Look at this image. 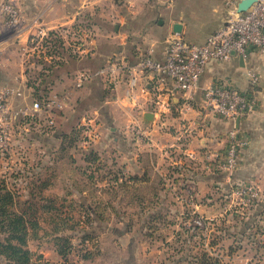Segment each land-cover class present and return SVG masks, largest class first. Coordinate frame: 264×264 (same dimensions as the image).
<instances>
[{"label":"crops","instance_id":"crops-1","mask_svg":"<svg viewBox=\"0 0 264 264\" xmlns=\"http://www.w3.org/2000/svg\"><path fill=\"white\" fill-rule=\"evenodd\" d=\"M22 6L29 21L38 19L39 26L49 32L73 27L81 29L82 25H87V30H85L87 33L83 37L89 43H83V50L75 56L79 64H75L73 68L74 79L81 70L95 72L106 63L107 59L118 53L125 55L129 65H135L149 49L154 50L155 58L162 59L166 40L172 36L181 37L191 43L203 44L224 26L227 12L224 0H22ZM2 21L0 16V27H2ZM176 24L182 27L180 33L174 30ZM112 28L113 31L109 30ZM99 30L103 31L101 41L98 40ZM93 31L96 33L94 34ZM30 34L31 31L22 35L21 41L28 40ZM94 36H96L95 40ZM29 51L31 53L35 50L29 49ZM3 57L0 56L1 67L6 63ZM11 60V67L17 70L16 75L11 73L10 79L9 75L2 71L7 69L0 67V88L13 86L23 89L26 85L25 98L17 100L16 104L30 103L42 91L33 89L30 81H27L23 59L18 50L11 55ZM46 60H51V57L46 56ZM18 64L21 68L16 67L19 66ZM249 66L261 75L259 105L254 114L241 119L239 124H235L244 132L250 144L243 152L240 166L231 179L234 182L254 183L262 191L263 201L255 206L243 208L242 212H239L237 232L241 244L234 248L235 252L239 251L238 255L235 254L232 259L226 260L224 255L232 249L225 245L212 246V251L219 258H223L216 264H264V54L254 53ZM55 73L51 83L55 84L56 90L60 89L59 87L64 88L61 93L70 89L74 84L73 79V82L66 88L64 86L66 83L62 80L64 72L57 69ZM5 75H8L11 83L4 81ZM218 79L240 90L247 88L245 67L238 58L230 63L211 62L201 80V87H206ZM125 83L120 85L118 91L100 79L86 83L91 88L93 87L94 111L98 110L102 116L99 121L100 125L108 129L101 135V140L93 151L96 161L92 165L97 161L105 160L109 177L112 178L110 181H103V185H100L107 188V203L113 205L112 211L108 212L107 216L111 219L117 217L125 221H142L137 235L143 236V233L148 230L146 221H156L166 217L159 211L148 212L144 208L136 209L137 205L148 204L150 207H157V205L171 203L176 207L173 212L175 219L180 220L182 205H189L187 196L195 198L196 204L202 203L200 208H203L201 211L204 212L205 205L211 197L212 188L218 187L225 192L228 179L225 176L213 174L201 161H191L188 154L203 152L209 147L222 150L225 144L224 135L233 128L234 124L232 121L212 117L208 120V126L203 130H198L188 137L183 136L180 119H175L176 117L172 119V116L178 115L175 110L180 105V95L174 90L171 81L168 79L162 81L150 74L142 75L140 84L142 88L146 87V91H138L139 105L117 100L116 93L123 96ZM43 88L48 94L55 93L48 84ZM200 96L201 93L197 95V99H200ZM68 107L67 105L59 112L61 118ZM156 111L160 113L170 111L173 115H169L171 116L169 125L173 128L167 132L153 131L154 136L152 140L150 139L152 142L139 143L136 137L129 132L128 126L136 118L144 122L146 113L157 114ZM187 117L195 119L199 117V113L194 111ZM95 118L91 120L92 123L96 120ZM83 120L85 118L82 122ZM110 161H112V167L108 168ZM100 167L99 165L94 167V174L96 173L97 176H100ZM106 168L102 166L103 170ZM27 170V177L24 179L17 181L0 179V184H4L3 187L13 190L22 188L26 193L22 194V197L27 198L26 202L30 200L31 189L36 183L33 173L36 171L43 174L45 168L32 166ZM167 182H171L175 190L184 191L185 195L176 193L172 196L173 198L165 197L162 191L163 189L168 190ZM100 195L101 193L97 192L92 198L100 199ZM78 197L87 198L86 193ZM118 201L122 202L125 207L122 214H119L115 207ZM188 207L190 209L186 211L182 220L190 219L195 212H201L198 207L197 211H194L191 205ZM91 216L95 219L101 217L98 211L93 212ZM179 226L182 227L180 224L174 227V235L180 233ZM182 229L183 231L188 230L187 232L191 231L184 226ZM118 230L116 229L114 233H118ZM123 234L126 235V244L122 246L121 255L113 254L111 251L112 255L108 256L116 264H208L205 260L196 258L202 252L204 255L211 252L207 245H201L195 250L189 248L186 251L184 249L176 251L177 248L173 249L171 246L173 252L169 255L166 253L165 245L164 247L162 244L158 246L157 242L153 243L150 240L142 245L137 241L134 247L130 246L132 239H129L128 232H123ZM55 248L61 258L62 255L57 246ZM255 256L257 257L254 258ZM44 261L48 262L46 259Z\"/></svg>","mask_w":264,"mask_h":264},{"label":"rangeland","instance_id":"rangeland-1","mask_svg":"<svg viewBox=\"0 0 264 264\" xmlns=\"http://www.w3.org/2000/svg\"><path fill=\"white\" fill-rule=\"evenodd\" d=\"M85 23L89 22L85 21ZM86 26L82 25L81 29L73 27L72 29L47 32V37L43 39L38 49L31 53L27 39L5 44L2 56H4L3 60L5 59L6 63L0 67L7 70L2 71H5L10 79L11 73L16 75L15 71L17 70L11 67V55L18 50L23 59L24 73L27 75V81H30L32 88L45 91L43 87L48 84L53 92L60 91L61 94L64 88L59 87L60 89L56 90L55 84L51 83L56 74L55 71L58 69L60 72H64L62 80L65 81L66 85L64 86L66 88L73 82L75 75L73 68L75 64H79L75 56L83 50V43H89L83 37L87 33L85 31L87 30ZM109 30L113 31L114 29ZM5 31L3 32L5 33L4 39L13 36V32ZM102 32V30L98 31L100 35L98 40L100 41L103 39ZM46 56L51 57V60H46ZM30 63L32 65H29ZM16 67L21 68L20 65ZM8 75H5L4 81L11 83ZM92 88L85 85L83 89L73 93L68 103L69 107L62 118L61 113H56L57 122L53 129L46 132L33 123L25 127H16L12 133L13 140L9 152L0 151V179L2 180L9 179L11 181L14 179L17 181L24 179L27 177V168L32 166L45 168L43 174L36 171L33 173L38 186H41L42 183H49V187L43 194H39V189L37 190V205H35L37 208L35 219L37 228L35 230L31 228L27 237V249L32 253V259L34 261L41 260L42 263L46 259L48 263L50 262L49 264H116L108 256L111 251L113 254L121 255L122 246L126 244V235L123 232H128L129 239H132L130 246L134 247L137 241L142 245L145 241L150 240L153 243L157 242L158 246L162 244L164 247L165 245L164 248L169 255L173 252L171 246L173 249L177 248L176 251H183V249L186 251L189 248L195 250L199 249L201 245H207L211 252L207 255L202 252L196 258L205 260L208 264H216L223 259L212 251L214 245H225L232 249L231 252L224 255L226 260L232 259L235 254L238 255L239 251H237L238 253L235 252L234 248L241 244L237 227L239 225V212H242L241 209L243 208L236 206V201L233 202L228 184L225 190L222 187L225 192L218 187L212 188L211 197L208 204L205 205L204 212L201 211L203 208H200L202 203L196 204L195 198L187 196L189 198L187 199L191 201L187 200V202L194 211H197V207L201 211L200 213L195 212L187 220H182V218L190 209L189 205L181 204L183 211L180 220L175 219L176 216L173 215V212L176 207L172 206L171 203L157 205V207H150L148 204L137 205L136 209L144 208L148 212L159 211L166 217L161 220L146 221L148 230L143 233V236L137 235L142 221H125L117 217L111 219L107 216V213L112 211L113 205L107 203V188L100 186L112 179L109 177L106 168L107 163L105 160H100L92 165V159L89 160L90 162L87 159L90 157L88 154L95 151L101 140V135L108 130L106 127L104 129V125H100L99 121L102 116L98 110L94 111L95 100L92 97ZM35 92L38 93V91ZM93 116L96 117V120L92 123ZM83 118L85 120L82 122ZM169 128L171 127L169 126ZM94 135L98 137L93 138ZM98 165L101 166L100 176L94 174V167L96 168ZM102 166L106 169L103 170ZM107 166L108 168L112 167V161ZM167 184L168 190L163 189L162 191L165 197L173 198L172 196L176 193L185 195L184 191L175 190L171 182H167ZM8 190L12 191L19 200H27L25 196L22 197V194H26L22 188ZM97 192L101 193L100 199L94 200L92 196ZM84 193L87 196V198H83L85 201L78 197ZM120 201L115 207L117 212L122 214L125 207ZM43 205L44 207H42ZM95 211L101 215L98 219L91 216ZM198 216L204 219L202 227L193 226L192 221ZM176 224H180L182 227L179 226V230H177L180 233L174 235L173 229ZM183 226L188 227L191 231H183ZM116 229H119L118 233H114ZM6 235L0 225V239L4 240ZM64 239L68 241L67 247L70 250L67 248L68 257L65 259L61 256L62 261H60L61 258L58 256L55 247L57 246L60 250L61 246L65 244ZM6 263L7 260L0 257V264Z\"/></svg>","mask_w":264,"mask_h":264},{"label":"built area","instance_id":"built-area-1","mask_svg":"<svg viewBox=\"0 0 264 264\" xmlns=\"http://www.w3.org/2000/svg\"><path fill=\"white\" fill-rule=\"evenodd\" d=\"M242 1L224 0L227 10L225 24L203 44L191 43L178 36L169 37L162 59L155 58L154 50L149 49L135 65H129L125 55L118 53L107 59L95 72L79 71L74 84L63 93L48 94L42 91L30 103L16 104L17 100L25 98L26 85L23 89L13 86L0 88V151L9 152L12 133L16 127L33 123L46 132L53 129L57 122L56 113L69 105L75 91L81 90L94 79H100L117 91L126 82L123 96L116 93L117 100L139 105L138 91H146V87L142 88L140 84L141 76L150 74L162 81H171L174 90L180 95V105L175 110L178 115L172 116V119H180L181 135L188 137L203 130L212 117L233 122V128L224 135L225 144L222 150L209 147L203 152L189 153L188 157L191 161H201L213 174L228 179L227 184L236 206L249 208L257 205L263 201L262 191L258 186L254 183L234 182L231 179L240 166L243 152L250 144L244 132L235 124L237 119L254 114L259 105L261 75L249 63L254 53L264 54V0H255L247 11L239 12L238 6ZM0 16L3 19L0 27V56L3 55L5 44L19 41L25 33L31 31L27 40L30 50L38 49L48 35L49 31L39 26L38 19L29 21L26 18L22 0H0ZM4 30L13 32V36L4 39ZM237 58H243L247 79L245 90L225 83L222 79L201 87V80L211 62L230 63ZM199 93L201 96L197 99ZM194 111L199 113V117L188 119L187 116ZM156 112L151 128L139 118L134 119L128 126L129 132L139 143L152 142L153 131L167 132L173 128L169 125V115H173L170 111ZM96 137L98 136H93ZM203 220L200 216L195 217L193 226L202 227Z\"/></svg>","mask_w":264,"mask_h":264},{"label":"trees","instance_id":"trees-1","mask_svg":"<svg viewBox=\"0 0 264 264\" xmlns=\"http://www.w3.org/2000/svg\"><path fill=\"white\" fill-rule=\"evenodd\" d=\"M64 152L66 153V151ZM88 155L90 156L87 158L88 162L92 159L94 163L96 158L93 152ZM2 185L4 184H0V225L3 232L7 235L4 240L0 239V257H4L7 260L6 264H49L44 260V263L41 260L34 261L32 253L27 249L29 230L37 228L35 220L37 215V208L35 206L37 205L36 196L38 193L43 194L49 187V183H42L41 186L35 183V187L31 189V198L27 202L26 200H19L12 191ZM63 242L65 244L61 246L59 252L66 259L68 257L67 248L69 247L67 245L69 243L66 239Z\"/></svg>","mask_w":264,"mask_h":264},{"label":"water","instance_id":"water-1","mask_svg":"<svg viewBox=\"0 0 264 264\" xmlns=\"http://www.w3.org/2000/svg\"><path fill=\"white\" fill-rule=\"evenodd\" d=\"M255 2V0H243L242 2H240L239 6H238V10L239 12H245L247 11L251 6L252 4ZM181 25L180 24H176L175 27H174V30L176 33H180L181 32ZM240 62L241 64H244L243 63V58H240ZM154 114L153 113H146L144 115V124L147 126V127H151L153 121H154ZM240 123V119H237V124Z\"/></svg>","mask_w":264,"mask_h":264}]
</instances>
